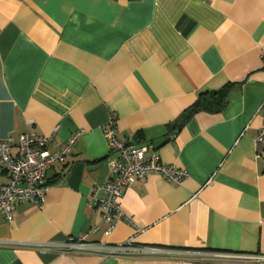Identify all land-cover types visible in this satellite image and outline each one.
<instances>
[{
    "label": "crops",
    "instance_id": "obj_1",
    "mask_svg": "<svg viewBox=\"0 0 264 264\" xmlns=\"http://www.w3.org/2000/svg\"><path fill=\"white\" fill-rule=\"evenodd\" d=\"M228 84L221 109L215 98L182 120ZM263 102L264 0H0V140L52 135L54 152L78 134L47 171L45 203L0 213V264H253L213 254L264 256ZM112 117L121 140L189 176L126 187L107 235L88 196L117 158ZM84 235L98 249L63 251ZM127 242L140 250L102 248Z\"/></svg>",
    "mask_w": 264,
    "mask_h": 264
},
{
    "label": "built area",
    "instance_id": "obj_2",
    "mask_svg": "<svg viewBox=\"0 0 264 264\" xmlns=\"http://www.w3.org/2000/svg\"><path fill=\"white\" fill-rule=\"evenodd\" d=\"M262 108L264 109V102ZM104 131L109 139L111 152L117 154V158L109 161L110 178L95 188L94 193L88 196V199L90 206L100 207L101 220L107 224L104 232L108 235L116 223L124 217L119 200L126 187L137 180H145L151 174H160L177 185H181L189 175L184 168L176 164L162 162L156 152L148 155L147 151L150 149L148 145L139 146L121 140L118 137L119 129L115 117H112L106 124ZM77 137L78 134H75L60 150L54 152L48 149L52 135H36L26 132L21 135L17 144L13 138L0 140V169L8 175V181L0 183V213L8 222L14 221L15 208L18 203L26 202L32 206L45 203L50 188L46 177L47 171L55 164L65 161L72 152ZM255 145L259 150L264 149V120L255 139ZM127 217L132 220L130 216ZM97 229L99 225L95 226L94 231ZM85 241L86 235L78 238V241L71 239L62 246L63 251L70 252L87 247L97 248L95 244H87ZM43 246L49 248L54 247L55 244L48 243ZM102 248H106L107 254L140 250L132 242ZM213 258L253 264L264 262L263 255L244 252H219L213 254Z\"/></svg>",
    "mask_w": 264,
    "mask_h": 264
},
{
    "label": "trees",
    "instance_id": "obj_3",
    "mask_svg": "<svg viewBox=\"0 0 264 264\" xmlns=\"http://www.w3.org/2000/svg\"><path fill=\"white\" fill-rule=\"evenodd\" d=\"M230 88H231V86H230V84H228L216 92L202 94L195 104H193L187 110H185L182 120L185 121L193 113H195L199 110L208 108L209 105H211L213 103L212 100H214L215 98H218V101H217L218 102V108L221 109L226 103V97H227V94H228V91Z\"/></svg>",
    "mask_w": 264,
    "mask_h": 264
}]
</instances>
